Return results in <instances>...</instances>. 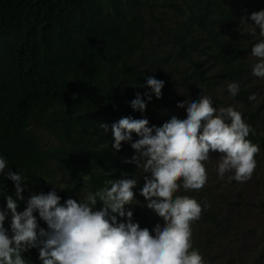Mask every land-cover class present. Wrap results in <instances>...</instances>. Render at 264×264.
<instances>
[{"label":"trees","instance_id":"trees-1","mask_svg":"<svg viewBox=\"0 0 264 264\" xmlns=\"http://www.w3.org/2000/svg\"><path fill=\"white\" fill-rule=\"evenodd\" d=\"M261 8L264 0H0V154L27 180L21 181L25 200L56 185L63 187L55 188L63 203L105 179L138 171L125 162L135 151L130 142L114 150L111 130L104 132L99 123L131 115L159 126L185 113L177 101L210 94L214 106L240 109L254 130L248 138L260 150L249 182L258 186L254 204L264 213V95H259L264 79L251 74L256 41L247 31L252 21L244 20ZM148 75L164 85L161 97L153 94L142 114L129 101L136 92L144 98L141 85ZM232 80L240 83L234 98L226 89ZM253 92L254 101L248 99ZM209 154L219 159L218 152ZM206 170L202 188L178 190L209 205L192 222L193 246L208 264L218 256L223 264H264V245L247 262L230 250L236 233L240 243L251 234L250 227L238 231L247 182L229 180L231 172L219 177ZM143 175L137 177V200L130 207L133 220L151 231L163 221L138 192ZM0 188L15 191L2 174ZM4 203L0 196V206ZM24 206L20 201L17 210ZM22 256L41 264L36 247Z\"/></svg>","mask_w":264,"mask_h":264},{"label":"clouds","instance_id":"clouds-1","mask_svg":"<svg viewBox=\"0 0 264 264\" xmlns=\"http://www.w3.org/2000/svg\"><path fill=\"white\" fill-rule=\"evenodd\" d=\"M244 20L252 21L247 31L256 41L250 50L255 58L249 61L251 74L264 79V8L252 11ZM163 85L164 80L148 75L141 85L146 86L144 98L136 92L130 107L143 114L153 94L161 97ZM226 89L236 97L239 81L227 82ZM248 99L254 101L256 93H250ZM176 106L183 107L185 113L179 117L173 114L159 126L149 125L147 117L131 115L111 124L99 123L104 132L111 130L114 150L121 148L122 141L130 142L135 151L125 162L135 164L138 171L105 179L100 187L78 192L75 199L68 197L63 203L55 184L25 200L21 181L27 180L21 170L8 168V159L0 154V174L15 187L12 194L0 188L5 201L0 206V264H29L22 252L32 247L38 248L41 264H208L193 246L192 222L209 205L178 190L188 192L204 186L208 178L204 162L210 159V151L220 154L216 163L219 177L231 172L229 180L247 181L260 149L248 138L254 134L252 126L233 105L214 106L210 94H200L177 101ZM133 133L138 138L133 139ZM142 174L146 175L138 192L163 221L156 222L151 231L133 220L130 207L137 200L134 189ZM22 200L25 206L17 210ZM34 212L47 229L39 226Z\"/></svg>","mask_w":264,"mask_h":264},{"label":"rangeland","instance_id":"rangeland-1","mask_svg":"<svg viewBox=\"0 0 264 264\" xmlns=\"http://www.w3.org/2000/svg\"><path fill=\"white\" fill-rule=\"evenodd\" d=\"M259 95L260 97L264 95V87L260 91ZM217 161L218 158L216 157L209 159L205 162L206 167L215 171ZM246 182L249 187V191H247L244 198V214L243 219H241L238 223V231L250 227L251 234L246 237L244 243H240L238 240H236L240 238V235L236 233L235 238L231 237L230 250L234 254L240 253L242 258L247 262L252 257V255L264 245V213L255 208L254 204V201L259 197L258 186L249 182V179ZM220 261H223V259L222 257L218 256V259L214 264H223L220 263Z\"/></svg>","mask_w":264,"mask_h":264}]
</instances>
